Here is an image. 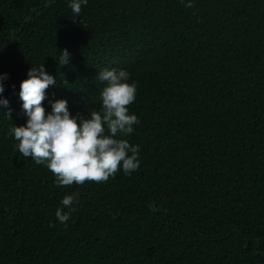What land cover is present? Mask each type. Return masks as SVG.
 Returning a JSON list of instances; mask_svg holds the SVG:
<instances>
[{"label": "trees", "instance_id": "1", "mask_svg": "<svg viewBox=\"0 0 264 264\" xmlns=\"http://www.w3.org/2000/svg\"><path fill=\"white\" fill-rule=\"evenodd\" d=\"M187 2L88 0L76 17L69 0H0V264H264V0ZM41 63L46 111L72 114L100 111L99 70L129 73L139 123L118 138L137 171L57 187L19 153V85Z\"/></svg>", "mask_w": 264, "mask_h": 264}, {"label": "clouds", "instance_id": "2", "mask_svg": "<svg viewBox=\"0 0 264 264\" xmlns=\"http://www.w3.org/2000/svg\"><path fill=\"white\" fill-rule=\"evenodd\" d=\"M87 3L69 0L68 7L79 17ZM185 6L191 7L192 0ZM54 59L59 67L68 65L71 52L67 48L59 50ZM7 77V73L0 74V109L9 105L4 96ZM96 79L103 85L99 90L101 108L87 115L72 114L64 98L50 100V111H46L43 102L47 89L58 84L43 63L32 65L20 82L18 95L26 119L11 127L9 133L23 157L45 165L53 173L57 187L104 182L118 171L131 175L140 167L139 146L118 138L132 134L139 123L137 115L129 111L136 99L137 84L130 82L126 70L115 68L99 70ZM77 199L75 194L62 198L61 207L55 210L57 222L67 223Z\"/></svg>", "mask_w": 264, "mask_h": 264}]
</instances>
